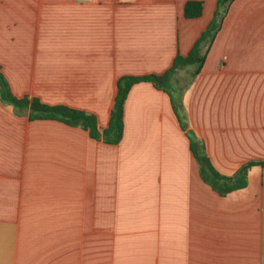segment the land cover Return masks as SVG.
<instances>
[{
  "label": "crops",
  "instance_id": "crops-1",
  "mask_svg": "<svg viewBox=\"0 0 264 264\" xmlns=\"http://www.w3.org/2000/svg\"><path fill=\"white\" fill-rule=\"evenodd\" d=\"M192 1L202 14L186 19ZM216 10L0 0V69L14 96L85 112L101 133L117 81L162 75ZM182 70L177 117L152 84L130 89L118 145L0 102V264H264V167L220 196L188 140L227 177L264 162V0L232 1L199 73Z\"/></svg>",
  "mask_w": 264,
  "mask_h": 264
},
{
  "label": "trees",
  "instance_id": "trees-1",
  "mask_svg": "<svg viewBox=\"0 0 264 264\" xmlns=\"http://www.w3.org/2000/svg\"><path fill=\"white\" fill-rule=\"evenodd\" d=\"M234 0H217V10L206 29L202 32L194 46L186 56L177 55L171 67L162 75H148L145 77H123L117 81L116 96L110 110L107 127L100 133L94 116L85 112L70 109L64 106H48L36 98L28 96L16 97L10 88L0 69V102L11 106L16 111L28 113L29 121H56L68 127L79 128L88 133L89 137L96 141H102L108 145H118L124 131V105L130 89L138 83H150L155 88L162 90L171 99L173 111L177 117L176 103L173 93L181 91L175 85V76L178 71L192 67V77L196 76L204 62L205 56L214 40L228 5ZM203 4L201 2H187L183 7V16L186 19H196L201 16ZM189 151L198 165L200 179L220 196L243 188L246 184L245 173L253 165L264 167V162H250L243 166L236 174L227 177L219 174L211 165L203 145L188 136Z\"/></svg>",
  "mask_w": 264,
  "mask_h": 264
},
{
  "label": "rangeland",
  "instance_id": "rangeland-1",
  "mask_svg": "<svg viewBox=\"0 0 264 264\" xmlns=\"http://www.w3.org/2000/svg\"><path fill=\"white\" fill-rule=\"evenodd\" d=\"M190 68V67H188ZM190 78V74L188 73V71H179V73L176 74L175 76V82H176V86L177 88L182 91V89H184V86L185 84H187V81L189 80ZM178 92L176 90V92H174L172 95H173V99H174V102L176 103V100H177V97H178Z\"/></svg>",
  "mask_w": 264,
  "mask_h": 264
}]
</instances>
